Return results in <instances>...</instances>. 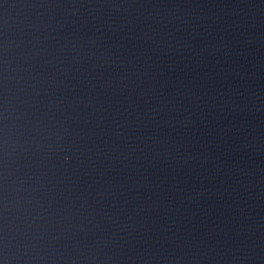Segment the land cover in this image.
<instances>
[{
	"label": "water",
	"instance_id": "1",
	"mask_svg": "<svg viewBox=\"0 0 264 264\" xmlns=\"http://www.w3.org/2000/svg\"><path fill=\"white\" fill-rule=\"evenodd\" d=\"M0 264H264V0H0Z\"/></svg>",
	"mask_w": 264,
	"mask_h": 264
}]
</instances>
